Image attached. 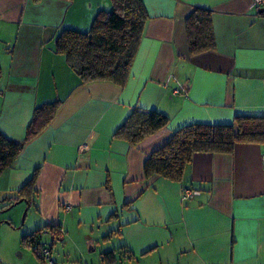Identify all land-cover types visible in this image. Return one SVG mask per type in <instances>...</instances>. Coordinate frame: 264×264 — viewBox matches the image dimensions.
I'll return each instance as SVG.
<instances>
[{
	"label": "crops",
	"instance_id": "crops-1",
	"mask_svg": "<svg viewBox=\"0 0 264 264\" xmlns=\"http://www.w3.org/2000/svg\"><path fill=\"white\" fill-rule=\"evenodd\" d=\"M143 3L148 17L121 87L81 83L55 46L62 29L88 31L111 0H0V131L23 141L35 109L60 102L0 174V264H15L6 253L42 228L49 245L63 251L71 243L83 264H105L101 254L110 250L114 264H264V143L197 152L181 182L144 170L149 154L184 125L264 118V7L255 0ZM197 7L212 12L216 46L191 54L186 18ZM136 106L170 121L133 144L116 131ZM34 173L33 205L22 199L9 211L14 205H5ZM186 188L198 194L184 200ZM24 210L32 225L3 245Z\"/></svg>",
	"mask_w": 264,
	"mask_h": 264
},
{
	"label": "trees",
	"instance_id": "trees-1",
	"mask_svg": "<svg viewBox=\"0 0 264 264\" xmlns=\"http://www.w3.org/2000/svg\"><path fill=\"white\" fill-rule=\"evenodd\" d=\"M111 1L112 9L100 10L88 31L65 28L56 38V51L66 57L81 83L111 81L122 87L129 78L148 14L143 0ZM186 34L191 54L214 49L216 41L211 10L195 8L186 18ZM59 104L54 101L35 109L23 141L9 139L0 131V174L13 165L25 142L50 123ZM169 121V116L161 111L136 106L118 128L116 136L138 144L167 126ZM237 143H264V118L235 116L229 124L184 125L149 154L144 164L145 174L181 182L185 167L195 153L231 151ZM35 179L34 173L20 189V198L9 200L5 207L9 208L22 199L32 206ZM46 228L50 233L58 234L56 226ZM44 229L22 237V244L32 247L39 259L43 257L38 238ZM123 250L126 251L124 247ZM101 258L105 264H114L117 259L115 250L103 252Z\"/></svg>",
	"mask_w": 264,
	"mask_h": 264
},
{
	"label": "rangeland",
	"instance_id": "rangeland-1",
	"mask_svg": "<svg viewBox=\"0 0 264 264\" xmlns=\"http://www.w3.org/2000/svg\"><path fill=\"white\" fill-rule=\"evenodd\" d=\"M19 204L14 205L13 208H11L9 211H14L16 210V207L19 206ZM25 213V214H24ZM27 214V215H26ZM30 215V213H29ZM28 215V211H25L21 214H17L16 218V224H18L17 226L11 227L10 224L7 223L8 226H10V229H8V231L6 232V236L4 237V242H2L3 245H5V242H9V239H11V235L13 234V232H15V230H17L16 232H21L22 229H25L27 226H31L32 225V221L31 218ZM26 223V225H25ZM25 225V226H24ZM34 226L37 227L38 229V224L35 222L33 224ZM36 229V228H35ZM36 231V230H34ZM47 233V232H46ZM42 236V237H41ZM39 242H41V245H49L48 243L50 242V240L48 239V237L42 233L40 235V237L38 238ZM59 241H57L58 243ZM2 245V247H3ZM29 246V245H28ZM26 245H22L21 243V248L16 249L15 251L13 250L11 252H7L6 254L9 255L10 257H12V261H14L13 263L15 264H49L47 262V260H45L44 258L39 259L37 257V255L34 253L32 247H28ZM52 249L54 248L52 245H49ZM23 247V248H22ZM51 249V250H52ZM88 250L84 249V254L87 255L88 254ZM60 252V255H59ZM92 254V252H89ZM53 259L55 260L56 264H83V260H84V256H81L79 251L78 253L76 251H74V246L71 245V243H69L67 245V247L65 248V250L63 251H58L57 248L52 250L51 253Z\"/></svg>",
	"mask_w": 264,
	"mask_h": 264
},
{
	"label": "built area",
	"instance_id": "built-area-1",
	"mask_svg": "<svg viewBox=\"0 0 264 264\" xmlns=\"http://www.w3.org/2000/svg\"><path fill=\"white\" fill-rule=\"evenodd\" d=\"M255 1H256L257 6L264 7V0H255ZM263 163H264V157H263ZM195 194H198L197 190L192 189V188H186L183 191V199L188 200L192 198ZM70 208H71L70 205L65 206V210H70ZM39 251H40L41 256L45 260H47L49 264H56L55 260L52 258V255H51L52 252H51V248L49 245L42 244L40 246Z\"/></svg>",
	"mask_w": 264,
	"mask_h": 264
}]
</instances>
